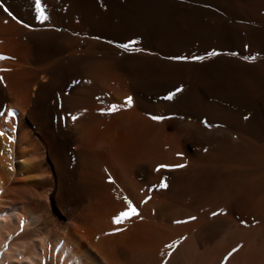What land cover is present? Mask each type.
I'll return each mask as SVG.
<instances>
[{
  "label": "bare ground",
  "instance_id": "obj_1",
  "mask_svg": "<svg viewBox=\"0 0 264 264\" xmlns=\"http://www.w3.org/2000/svg\"><path fill=\"white\" fill-rule=\"evenodd\" d=\"M41 2L0 0V264H264V0Z\"/></svg>",
  "mask_w": 264,
  "mask_h": 264
},
{
  "label": "snow or ice",
  "instance_id": "obj_2",
  "mask_svg": "<svg viewBox=\"0 0 264 264\" xmlns=\"http://www.w3.org/2000/svg\"><path fill=\"white\" fill-rule=\"evenodd\" d=\"M33 3H34V8H35V12H36V19L40 22V23H43L45 22L46 20H48V16L45 14V7L44 5H42V2L41 0H33ZM0 8H3V5L0 4ZM3 10L13 19V20H16L17 23H22L20 20H18L7 8H3ZM25 27H28V25H24ZM137 42L136 41H132L130 44H124V45H120L119 47H122L124 48L126 51L127 50H130L133 45H135ZM137 51H139V49H136ZM233 55H235V53H232ZM219 55V53L213 51V52H210L208 54L209 57H212V56H217ZM0 59H5V57L3 56H0ZM179 59H184V58H179ZM194 60H198V61H202L205 59V57L203 56H197V57H194L193 58ZM245 59H248V60H255L256 57L255 56H252V57H245ZM177 91H180V89H177ZM165 99H172V96H167L165 97ZM124 104L127 105L128 107H131L132 106V97H128L126 98V100L124 101ZM119 107L118 105H111L110 106V112L111 113H114L116 111L119 110ZM0 115H3V113H0ZM9 116H14L15 113L14 112H9L8 113ZM71 120L73 122H75L78 117L75 116V115H72L71 117ZM151 119L153 120H156V121H159V120H162L163 118L162 117H157V116H152ZM0 135H2V133H0ZM169 166L167 165H160L157 167L156 171H160L161 168H168ZM175 167L177 168H183L185 167V165L181 164V165H176ZM167 178H165L166 180ZM161 188H166L167 187V184L162 180L160 185H159ZM126 199V203H127V210L126 211H122L120 212L115 218H114V223L119 225L121 224L123 221L127 220V219H130L131 217H134V216H139V212L137 211L136 207L132 204L131 201L127 200ZM192 219H195L194 217ZM185 221H177V223H184ZM177 244L178 242H173L171 244H168L166 245L165 247L168 248V249H175L177 247ZM237 251V249H234L233 252ZM171 253H169L170 255ZM232 253H229V256H231ZM227 259V258H226Z\"/></svg>",
  "mask_w": 264,
  "mask_h": 264
}]
</instances>
